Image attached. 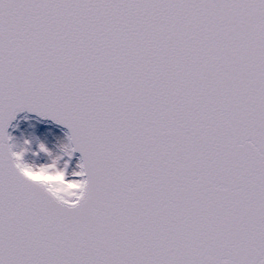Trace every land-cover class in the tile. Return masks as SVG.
<instances>
[{
  "label": "snow or ice",
  "instance_id": "6c2138e0",
  "mask_svg": "<svg viewBox=\"0 0 264 264\" xmlns=\"http://www.w3.org/2000/svg\"><path fill=\"white\" fill-rule=\"evenodd\" d=\"M0 264H264V0H0Z\"/></svg>",
  "mask_w": 264,
  "mask_h": 264
},
{
  "label": "rangeland",
  "instance_id": "374dc122",
  "mask_svg": "<svg viewBox=\"0 0 264 264\" xmlns=\"http://www.w3.org/2000/svg\"><path fill=\"white\" fill-rule=\"evenodd\" d=\"M29 122V121H27ZM23 131H21L18 134V137L16 139V145L18 146H25V141H30V144L27 145L26 147H28V151L25 153V160L28 163L31 164H35L37 166L42 164H46V163H50V158L48 157V155L44 152H40L39 150V145L40 144H44L46 146V148L49 150V152H51L53 154V157L56 155H60L61 154V147L60 149H51V147L48 145V143H42L41 137L38 134V127L35 126L32 122H29L28 125H23ZM65 159V158H64ZM72 163V162H71ZM60 166H63V161H61ZM69 171H72V167L70 166ZM34 176L39 177V178H43V180L48 181L51 183V181H56L59 188H61L62 190H66L67 185L63 182V180L61 178H58V174L57 173H52V172H36L33 173Z\"/></svg>",
  "mask_w": 264,
  "mask_h": 264
},
{
  "label": "bare ground",
  "instance_id": "6f19581e",
  "mask_svg": "<svg viewBox=\"0 0 264 264\" xmlns=\"http://www.w3.org/2000/svg\"><path fill=\"white\" fill-rule=\"evenodd\" d=\"M25 121L26 122H23L22 124V128L24 124L28 125L29 122H32L35 126L38 127V134L41 137L42 143H48L51 149L55 148L59 150L60 147L62 148V146L67 143L56 124L47 123V122L41 123L40 121L31 120V119H26ZM22 128L21 130H13V137H15V144L18 134L21 131H23ZM65 159H67V157H65ZM71 162H72L71 163L72 170H75L76 164L78 163L75 156Z\"/></svg>",
  "mask_w": 264,
  "mask_h": 264
},
{
  "label": "water",
  "instance_id": "95a60500",
  "mask_svg": "<svg viewBox=\"0 0 264 264\" xmlns=\"http://www.w3.org/2000/svg\"><path fill=\"white\" fill-rule=\"evenodd\" d=\"M30 116H32V117L34 116V117H37V118H40V119L45 120V121H43V122L56 124V125L58 126L60 132L62 133L64 139H65L66 142L68 143V139H67L68 136H67V135L69 134V130H68L65 126H63V125H61V124H58V123H56L55 121H53V120H51V119H49V118L40 117V116H38V115L35 114V113H29V112H27V111L17 114L16 119L13 120V121L11 122V125H10V127H9V129H8L9 134L11 133V136L13 137V131H12V130L16 127L17 123L19 122V126L16 127V129H14V130H21V128H22V124H23V121H21V119H26V118H28V117H30ZM32 117H30L31 120H36L35 118H32ZM36 121H37V120H36ZM11 131H12V132H11ZM64 131H65V132H64ZM66 133H67V134H66ZM12 142L15 143V137H13V141H12ZM76 154H77L78 156L80 155L79 153H76ZM75 158H76V160H77V162H78V158H79V157H76V156H75ZM44 181H45V180H44ZM46 182H47V183H50V182H48V181H46ZM50 184H51V183H50ZM56 188L59 189V190H62V189L59 188V187H56Z\"/></svg>",
  "mask_w": 264,
  "mask_h": 264
},
{
  "label": "clouds",
  "instance_id": "9594fccd",
  "mask_svg": "<svg viewBox=\"0 0 264 264\" xmlns=\"http://www.w3.org/2000/svg\"><path fill=\"white\" fill-rule=\"evenodd\" d=\"M51 184H53L55 187H58V186H60V185H58V184H57V182H56V181H51Z\"/></svg>",
  "mask_w": 264,
  "mask_h": 264
}]
</instances>
